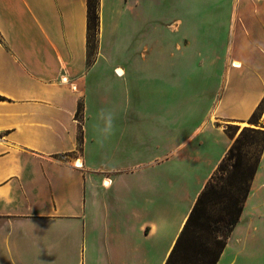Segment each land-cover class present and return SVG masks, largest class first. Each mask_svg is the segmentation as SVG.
Wrapping results in <instances>:
<instances>
[{"label":"crops","instance_id":"1","mask_svg":"<svg viewBox=\"0 0 264 264\" xmlns=\"http://www.w3.org/2000/svg\"><path fill=\"white\" fill-rule=\"evenodd\" d=\"M204 1L159 31L98 0L88 46L87 0H0V264H165L226 129L264 123V0ZM216 264H264V146Z\"/></svg>","mask_w":264,"mask_h":264},{"label":"trees","instance_id":"2","mask_svg":"<svg viewBox=\"0 0 264 264\" xmlns=\"http://www.w3.org/2000/svg\"><path fill=\"white\" fill-rule=\"evenodd\" d=\"M98 18V0H87L88 46L96 40ZM263 109L264 98L252 113L250 124ZM258 143L259 154L251 163L245 148ZM263 146L264 129L241 130L197 197L165 264H216L240 218Z\"/></svg>","mask_w":264,"mask_h":264},{"label":"rangeland","instance_id":"3","mask_svg":"<svg viewBox=\"0 0 264 264\" xmlns=\"http://www.w3.org/2000/svg\"><path fill=\"white\" fill-rule=\"evenodd\" d=\"M206 3L207 2H205L204 0H196L194 3L190 2V0H157V3L155 4L148 3L146 7V14H145L146 29L147 30L152 29L153 23L155 22L157 24L155 30L160 31L162 26L164 29H169L172 25V22L176 20L177 18H180L179 16H181L183 12L188 10L189 8L188 5H190L191 7H194L195 5L194 10L198 11L200 10L199 7L201 5H206ZM164 33H168V32L165 31ZM147 34H149L147 38L148 40L152 33H147ZM164 36H166L168 39L172 37L170 33L164 34ZM147 40H146V37L142 36L140 42L141 44H143L146 41L150 44V41L149 40L147 41ZM184 83H185L184 80L179 82L180 85ZM259 114H261V112ZM245 127L252 128V129H258V127H253V126H245ZM242 129L243 128L236 130L235 128L229 127L226 129V132L230 136L234 135L235 137L234 140H235L238 137ZM261 129H264V123L261 125ZM260 146L261 145L259 143L256 145L247 144L245 150L247 151L248 156L251 159V163H254L255 159L257 158L259 151H260Z\"/></svg>","mask_w":264,"mask_h":264},{"label":"clouds","instance_id":"4","mask_svg":"<svg viewBox=\"0 0 264 264\" xmlns=\"http://www.w3.org/2000/svg\"><path fill=\"white\" fill-rule=\"evenodd\" d=\"M105 119H106V127L104 131L106 133H110L113 128V115L111 113H108Z\"/></svg>","mask_w":264,"mask_h":264},{"label":"bare ground","instance_id":"5","mask_svg":"<svg viewBox=\"0 0 264 264\" xmlns=\"http://www.w3.org/2000/svg\"><path fill=\"white\" fill-rule=\"evenodd\" d=\"M233 67H238V62L234 61V62H233ZM116 72L118 73V75H122V73H123V72H121V71H116ZM105 184L107 185L108 182H105Z\"/></svg>","mask_w":264,"mask_h":264}]
</instances>
